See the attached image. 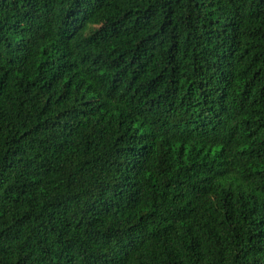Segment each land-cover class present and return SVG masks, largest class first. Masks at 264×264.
I'll list each match as a JSON object with an SVG mask.
<instances>
[{"label":"trees","instance_id":"1","mask_svg":"<svg viewBox=\"0 0 264 264\" xmlns=\"http://www.w3.org/2000/svg\"><path fill=\"white\" fill-rule=\"evenodd\" d=\"M0 264H264V0H0Z\"/></svg>","mask_w":264,"mask_h":264}]
</instances>
